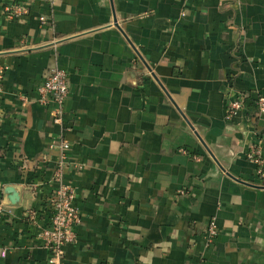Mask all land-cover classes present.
I'll use <instances>...</instances> for the list:
<instances>
[{
  "label": "crops",
  "instance_id": "1",
  "mask_svg": "<svg viewBox=\"0 0 264 264\" xmlns=\"http://www.w3.org/2000/svg\"><path fill=\"white\" fill-rule=\"evenodd\" d=\"M14 1L29 14L11 21L0 0V193L20 199L0 220V264L51 257L63 132L38 89L56 62L70 85L64 181L82 217L65 264H264V180L246 157L264 158V0H58L52 13ZM50 14L53 30L39 23Z\"/></svg>",
  "mask_w": 264,
  "mask_h": 264
},
{
  "label": "built area",
  "instance_id": "2",
  "mask_svg": "<svg viewBox=\"0 0 264 264\" xmlns=\"http://www.w3.org/2000/svg\"><path fill=\"white\" fill-rule=\"evenodd\" d=\"M5 7V15L11 21H17L29 14V9L24 4H19L14 0ZM46 5L50 13L54 12L58 0H40ZM39 23L42 28L53 30L55 23L52 15H42L39 17ZM8 67L0 64V91L6 78ZM70 94V85L67 72L55 64L50 73L46 76L45 81L38 89V103L42 106L52 107L53 123L61 128L63 132L57 146L60 149V156L55 164L53 173V182L56 184L55 195L49 205L51 213V225L42 230V238L46 248L50 251L51 257L49 264H65V247L76 243L77 228L82 223L81 213L78 210L75 199L76 191L73 187L64 181V172L68 167V158L70 143L64 137L67 129L65 123V104ZM248 100L242 95L229 100L227 103V119L232 121L238 113L245 109ZM256 115H264V96L256 94L253 98ZM247 159L257 166V178L260 183L264 180V158L262 151L258 147H253L246 154ZM11 216L4 200L3 193H0V220ZM37 212L31 214V218L36 219ZM218 227L212 221L206 231V240L208 247H211L218 237ZM5 256V253L2 254Z\"/></svg>",
  "mask_w": 264,
  "mask_h": 264
},
{
  "label": "water",
  "instance_id": "3",
  "mask_svg": "<svg viewBox=\"0 0 264 264\" xmlns=\"http://www.w3.org/2000/svg\"><path fill=\"white\" fill-rule=\"evenodd\" d=\"M19 199H20V193L17 189L15 188L6 189L4 193V200L6 204L8 201L11 205H18Z\"/></svg>",
  "mask_w": 264,
  "mask_h": 264
}]
</instances>
